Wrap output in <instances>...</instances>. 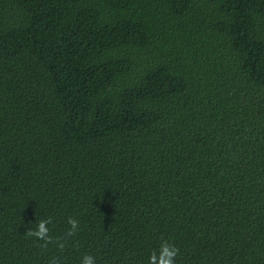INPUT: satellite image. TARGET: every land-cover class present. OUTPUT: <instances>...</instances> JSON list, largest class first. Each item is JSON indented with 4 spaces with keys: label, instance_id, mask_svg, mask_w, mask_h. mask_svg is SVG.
<instances>
[{
    "label": "trees",
    "instance_id": "16d2710c",
    "mask_svg": "<svg viewBox=\"0 0 264 264\" xmlns=\"http://www.w3.org/2000/svg\"><path fill=\"white\" fill-rule=\"evenodd\" d=\"M27 230L41 219L54 238ZM264 264V0H0V264Z\"/></svg>",
    "mask_w": 264,
    "mask_h": 264
},
{
    "label": "clouds",
    "instance_id": "9594fccd",
    "mask_svg": "<svg viewBox=\"0 0 264 264\" xmlns=\"http://www.w3.org/2000/svg\"><path fill=\"white\" fill-rule=\"evenodd\" d=\"M52 223L51 218L41 219L36 222V227H30L26 236L35 238L38 241H43L42 247H47L51 243L63 250L65 247L64 240L77 234L79 230V221L73 217L67 219L69 228L64 234V237L54 238L50 235L49 224ZM179 253V248L174 243H170L167 239L162 238L158 250H153L150 254L148 264H175V258ZM50 264H59L57 258H53ZM81 264H95V258L92 255L85 254L81 259Z\"/></svg>",
    "mask_w": 264,
    "mask_h": 264
}]
</instances>
